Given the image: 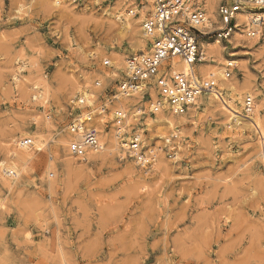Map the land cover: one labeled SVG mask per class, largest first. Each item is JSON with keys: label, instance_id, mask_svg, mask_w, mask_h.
<instances>
[{"label": "rangeland", "instance_id": "obj_1", "mask_svg": "<svg viewBox=\"0 0 264 264\" xmlns=\"http://www.w3.org/2000/svg\"><path fill=\"white\" fill-rule=\"evenodd\" d=\"M53 1L0 0V161L21 138L34 150L31 134L43 145L17 176L0 168V264H264V135L247 121L230 126L209 95L172 124L157 114L139 119L128 97L126 120L134 116L121 139L137 132L146 153L155 149L146 169L101 142L83 160L59 145L68 104L79 99L68 96L70 80L88 86L97 108L124 67L114 54L142 51L134 43L144 37L141 27L137 36L121 28L117 0ZM234 36L205 63L220 62L224 72L234 61L229 78L251 90L264 130V40L248 45ZM110 113L92 125L103 120L112 134Z\"/></svg>", "mask_w": 264, "mask_h": 264}, {"label": "built area", "instance_id": "obj_2", "mask_svg": "<svg viewBox=\"0 0 264 264\" xmlns=\"http://www.w3.org/2000/svg\"><path fill=\"white\" fill-rule=\"evenodd\" d=\"M78 1V0H72ZM141 7L140 0H134L129 5L132 8ZM244 7L264 9V0H216V19L208 26L210 18L207 16L205 0H151V8L141 21V32L146 39L142 51L127 55L120 74H116L115 88L106 97H101V104L97 108L92 105L82 107L80 99L73 98L67 109V131L71 135L67 145L68 153L81 160L87 151H99L101 143L92 122L97 114L111 112L112 123L117 135H125L126 113L110 105L117 95L133 97L139 119L145 116L154 117L164 112L173 116H185L193 107L197 106L201 97L213 95L223 97V90H219L218 82L211 76L198 72L197 66L205 62L202 59L200 41L214 38L220 42H227L237 32L245 36L258 37L264 40V14H255L248 22H239L238 13ZM138 15V11L134 10ZM180 60L188 66V72L174 70L173 60ZM102 65L111 67L110 60H102ZM235 68L231 60L224 67V78L230 77ZM96 85H100L96 81ZM108 101L110 104L105 105ZM78 104V105H75ZM253 109L252 96H245L242 102L241 115L248 117ZM111 110V111H110ZM95 114V115H96ZM106 129L109 123L105 122ZM146 124L141 125V127ZM144 128H142L143 130ZM138 129H133L136 132ZM143 130V134H144ZM129 150L132 151L137 166L146 169L150 161H145L142 142L137 133L131 135ZM23 145H30L31 139L22 141Z\"/></svg>", "mask_w": 264, "mask_h": 264}, {"label": "bare ground", "instance_id": "obj_3", "mask_svg": "<svg viewBox=\"0 0 264 264\" xmlns=\"http://www.w3.org/2000/svg\"><path fill=\"white\" fill-rule=\"evenodd\" d=\"M133 1L134 0H117V2H116V8L122 9V10L120 12H118L114 16V18L117 20V22L118 21H121V23H122L121 28L122 29H124L125 31H130L131 30V32H134L135 33L134 36H137L136 34L138 33V31H136V28L138 27L140 29L142 19L146 15V12L151 8V0H140L141 3H142V6L139 7V8H137V7L134 6V8H132V13H129V9H131L129 7V5L132 4ZM61 2H63V1H61V0H54L53 1V4H51V3H49V4L51 6L52 5L53 6H58V5H61L60 4ZM215 3H216V0H205V7L207 8V15H208L207 17L210 18L208 20V22H207V25L208 26H210V25L213 26L212 21L216 19ZM125 7H127V11H128L127 13H124ZM134 10L135 11H138L139 14L138 15H135L134 14ZM259 13L264 14V9L263 10H261V9L260 10H257V9H254L253 7H244V8H242V11L238 13V21L239 22H246L247 23L248 20H249V18H251L253 15L259 14ZM135 16H137V17H135ZM122 17L124 19V22H123ZM113 23H115V22H113ZM110 27H111V25H110ZM140 32H141V29H140ZM134 33H132V34H134ZM138 35H140V34L138 33ZM141 35L144 37V35L142 34V32H141ZM235 35L236 36H234V37L236 38L237 43H240L241 40L247 39L246 44H248V45H251V44L254 43V41H258L260 39L257 36L256 37H253V38H250V36H245L243 34H240L239 32H237ZM135 38L138 39V41H136V43H134L135 44V47L136 48H142V49H144V46L146 44V39L145 38L142 39L141 37H135ZM220 44H221V42L220 43L219 42H216L214 44H211V43L209 44V43L205 42L204 40L200 41V46H201L200 50L202 52V59L207 60L206 58L209 56V54L211 55V53H214V54L216 53L217 54L216 56H221V53H222V50H223V46H221ZM241 47H243V46L241 45ZM113 58L116 60L114 62V64L115 63L116 64H122L125 61L126 55H115L114 54ZM172 64H173L174 70L182 71L184 73H187L188 72V66L184 62H182L180 60L174 59L173 62H172ZM222 69H223V66L221 65L220 62H218L217 64H213V65L212 64H207V63L203 62L202 64H199L197 66L198 72H200L203 75L211 76V77L215 78L217 80V82H218L219 90H223V97L222 98L215 97L213 95H209L208 96V99H209L208 102H210V103H212V102L217 103V107L220 108V111L222 113H224L226 115L228 114V115L231 116V118H228V122L229 121L231 122L230 123V126H239L240 124H244V122L247 121L255 130H257V132L262 137L264 135V130H263V128L261 126V122H260L261 121V119H260V109H259L258 105L255 104L253 106L252 113L248 117H243L241 115V111L239 110V107H238L239 103L242 102V100H241L242 94L245 93L246 94L245 96H251V90H248V89L243 90L244 88L243 89H238L237 86H235V84L233 82V79H231L229 77L228 78H224ZM70 83L71 84H69V85H71V87L69 88L70 90H68L69 91V95L68 96H70L72 94H73V96L76 95L82 102H85L86 101L88 103V105H91L92 102H91L90 99H91V97H93V95H92L91 92H89L88 86L87 85H84L83 82H81V84H80L76 80L73 83L70 80ZM37 93L38 92H36V94ZM227 93L229 94L228 97L225 96ZM234 95H240V97H237L238 99H234L233 98ZM116 98H117L116 99V104L119 107L123 108V111L128 108L126 106L127 105L126 102L129 101V98L127 96L117 95ZM93 99H95V98H93ZM134 101H135V99H134ZM236 101H239V102H236ZM97 102L98 101H96V103ZM98 104H100V103H98ZM92 113H93V111H92ZM133 116L134 115H132L131 117H133ZM157 116L160 117V118L166 119V122L168 121V123H170V124H172V122L174 120H176L177 118H180L181 117V116H173L171 114L164 113V112L157 113ZM131 117H129V118H131ZM108 118H109V120L112 119L111 113L108 115ZM129 118L127 117L126 123H128ZM98 119H100V118H98ZM180 119H182V118H180ZM95 120H96V118H95ZM102 121L97 122V125L95 123V125H93V127L96 129L98 136L101 137V141L100 142L105 147L104 149L105 150H110V151H113V152H114V150H118L119 152H122L119 155L122 159L125 158V155H126L127 152H130L129 155H128L130 158L132 156L134 157L135 154H133L132 151L129 150V143H130V140H131L132 137L130 138V137L127 136V139L130 138V140L127 143V142H125V140H126L125 138H124L125 140L121 139L124 135L123 136L117 135L115 132H113L112 134L109 133V132H107V131L105 132L104 125H103V122ZM245 125H246V123H245ZM111 130L113 131L112 128H111ZM124 131H125V129H124ZM22 135L23 134H21V136ZM31 136H33L34 139H35V140H33L34 141V150H32L31 148H29L30 145H23L22 144V141L23 140L28 139L27 137L21 138V139L17 140V142H16L15 139L12 140L13 142L18 143V146L19 147H16V149H13L14 147L11 148L10 146H7V148L5 150V153H4V158H3L2 161H0V168H1V170L5 174L11 175L12 177L13 176H17L18 173H19L18 172L19 167L21 166V167L24 168V167L27 166L30 158L32 157V155L34 153V151H41L42 150V147H43L42 140L38 136H36V135L31 134ZM263 138H264V136L262 137V139ZM70 139H71V135L69 133H66V135L59 140V143H60L59 145L67 146L69 144V142H70ZM31 142H32V139H31ZM141 142H142V139H141ZM262 142L263 141L261 140V144L263 146L264 143H262ZM142 150H143V146H142ZM143 152H144V155L146 156V157H144V160L145 161L147 160V161H150V163H151L152 160H156V152H155V149L154 148H149L148 153H146L144 150H143ZM96 153H97V151H87L86 155L89 158H91L92 156L94 158V156H96ZM148 154H150V155H148ZM176 155H177L176 153L173 154V156H176ZM260 156L264 159V152L263 151H262V153H260ZM81 160H83V159H81ZM132 160H133V158H132ZM136 163H137V161H136ZM70 166H71V164H70ZM81 166H83V165H81ZM81 166H80V168H81Z\"/></svg>", "mask_w": 264, "mask_h": 264}]
</instances>
